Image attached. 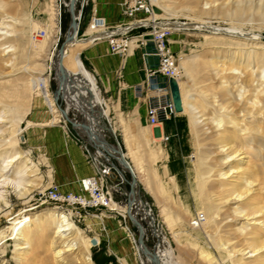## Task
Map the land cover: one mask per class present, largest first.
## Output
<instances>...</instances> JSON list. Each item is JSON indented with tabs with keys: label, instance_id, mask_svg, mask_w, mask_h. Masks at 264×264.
Here are the masks:
<instances>
[{
	"label": "rangeland",
	"instance_id": "obj_1",
	"mask_svg": "<svg viewBox=\"0 0 264 264\" xmlns=\"http://www.w3.org/2000/svg\"><path fill=\"white\" fill-rule=\"evenodd\" d=\"M0 1V6L4 5L3 8L7 7L9 9L11 7L12 9H15L17 6L15 3H17L18 0H7L8 4H6V0ZM21 1H23L21 5L24 4L21 8L22 12L20 13L21 6L19 9L16 8L12 12V9L8 10L6 8L8 14L5 12L6 9H0L1 14L3 13V16L1 14L0 16L2 19L5 18L2 25L13 21L12 23L7 24V26L4 24L7 29L3 27L1 30L6 29V31L10 32L11 37V25H13L14 31L12 37L18 36V39L16 40L13 38L12 42V44L16 45L15 50H10L11 52L7 51L6 53L4 50L10 47H7L6 45L11 44V41L9 39L6 41L7 43L9 42L8 44L4 43L6 47H4L3 50L4 55H0V62L3 64L4 58L9 59V57L15 55L16 52L18 62L16 61L17 63L15 64V67L19 66L18 64L21 65L25 61H40L36 60L41 54L39 55V53L35 52L39 42V38L35 35L43 36L41 29L45 32L44 26L49 24L51 16L52 0ZM170 2H172L171 6L176 10L175 17H177L179 21H187V16L194 19L198 18L219 29L218 32H221L222 30H226L225 32H227V29L231 28L232 30L237 29L238 32H240V38H244L243 41L245 43H239L240 45L238 44V46L237 44H234L233 37H230L231 33L228 35L218 32L211 33V30L206 27H203L201 30H176L173 31L169 37L170 47L177 59L176 66L178 69L175 76L178 77L182 84L186 101L191 102L192 100L193 102L204 96L213 102L216 101L219 106L227 105L226 107H229L230 105L231 107L228 109L232 110L231 113H237L236 110L238 109L239 104L230 99V97L225 94L223 88V86H226L227 82L228 88H231V90L234 91L233 93H235V88L231 87L233 86L231 85L233 83L231 75L227 73H219L217 75L211 73L210 70H201L202 67H193L192 71H189L186 67L183 69L180 68V63L184 60L185 63H188L193 59L195 63H198L201 61L199 59L204 60L212 54H218V57H220L219 60L221 61L226 56V58H228L229 52L227 53L225 50L231 42L233 44L228 47L231 49H229L230 51H234L236 47L245 45L247 50H256L253 51L252 54L258 53L263 57L264 0H170ZM57 3L59 8L62 9L60 0H57ZM91 3V0H88L87 5L83 9V18L80 27L76 32L78 36H82L86 31H93L90 26L86 25L90 15ZM94 3L97 7L95 1ZM196 3L197 6L192 7L194 8L193 10L185 11L184 9H180L185 6H193ZM24 5L25 8H23ZM200 9H203V11ZM238 9H240V11H237ZM156 12H159L160 15L167 16L162 11L157 10ZM5 14L9 16H4ZM22 16L25 17L23 18ZM114 16L115 19H117L115 22L121 19V14L118 9ZM8 17H11V19ZM6 19L9 21L7 22ZM68 19V12L62 11L58 21L60 31L54 48H51L52 52H57L59 46L62 47L64 33L69 28V26L67 27ZM20 20L22 21L20 22ZM107 24H109L108 21ZM14 25L18 30L14 28ZM8 26H10V28H8ZM29 26H31V29H29ZM15 31L23 33L18 32V35ZM48 32L49 31H47V33ZM49 36L48 38H43H46L43 40L44 43L47 40L49 41ZM251 36L253 38H251ZM21 37H23L25 41H23V38ZM128 38H137V32H131L128 34ZM206 41L223 43L224 46H216L219 49H213V47L208 45ZM20 43L22 45H20ZM251 43L254 45L250 47ZM104 44H106V42ZM33 45L35 47H33ZM1 53L2 51L0 50V54ZM128 54L129 56H132L134 61H139L140 63L141 61H143V63L145 62V57H148L149 61L152 60L154 63L156 61L154 55H152V58L151 56L149 57L147 54H144L141 45L132 47ZM32 56L34 57L33 59ZM118 56L125 57L126 54ZM80 57L85 69H87L96 80L99 89L98 99L104 102L108 108V112L103 115L102 119L104 122L108 121L116 133L114 136L111 133H107L109 141H113L115 137L116 142L121 145V148L124 147V142L126 140L132 141L131 144L135 149V158H138V163L141 164L144 169L140 174V182H138L137 191L141 198L152 208L158 233L157 238L155 236L148 237L146 241L148 246L154 248L156 245H161L163 247L170 244L173 249L174 260L179 264H214V258H224V256L225 260H227V254L220 253V249L223 250L224 248V250H229L227 244H222L223 248L221 247L222 245L215 246L209 238L203 236V234H198L197 226L194 228L190 225L192 216L197 213L203 214L202 217H208L205 210L207 207L205 198L208 196V188L210 185H213V182L209 180L203 190L200 191L196 188L194 180L196 176L197 162L206 161L211 164H216V159L218 157L215 153L216 145L210 137L220 130L214 128L212 124L210 125L207 120L200 123L196 129L192 130L190 118L184 113L175 114V116L171 117L169 120L162 122L160 124L161 126H150L145 119L144 97L137 96L133 91V86L136 83L123 79L120 71L121 69L116 68L114 76H111V78H109L104 84L100 81L97 75H94L89 70L91 69L90 65L84 60L82 52L80 53ZM20 58L22 60H20ZM46 62L47 67L44 74L40 77H47V89L49 94L52 95V93L57 90V83L51 78L52 76L55 78V71L52 69L51 61L47 59ZM7 63H9V61H7ZM5 66H3L4 70L10 68L9 65L8 67ZM145 66L146 65H144V69ZM251 70L255 73V71L259 72L260 69L253 67L250 71ZM11 72L12 73L0 76V114L7 113L5 115L8 116V121L11 117L13 120L20 119L18 124L19 133L17 132L18 143L15 144L14 148L23 153V157L17 162H23L24 159L26 160L27 158L33 164H36L37 166L39 164V177L36 180L39 183L37 184L38 188L37 186L30 187V190L23 195H19L18 192H14L12 189L6 187L0 189V192H2V198L7 202V204L4 205L3 202L0 201V264H57L54 262L51 250L48 247L49 234L43 236L39 233L38 236L37 233L33 234L30 238L29 244L31 245L29 248L16 252L14 250L16 242L14 237L11 236L13 232L9 231V226L14 224L15 219L23 220L26 217L31 218L30 221L33 220V222H36L32 226L34 231L35 225L38 223V221H35L34 219L43 216L51 210L62 211L64 213L70 212L69 220L78 228L81 237L85 236L90 239L94 237L99 238L100 242L98 244L89 247L91 264H139V260L136 257L131 242L132 239L126 235L127 233L124 229L126 222L129 224L130 222L126 218H122L120 213H114L110 210L103 209H91L88 211L90 214L83 211L77 213L74 212V210L67 211V208H70L69 206H66L67 208H65V205L51 204L47 201L43 202V199L41 198L42 192H44L46 188L57 186L61 191L75 190L76 178L74 177L71 168V162L74 163L76 169L79 168L77 167V162H83L84 166L87 168L88 163L86 160L89 161V159L88 155L83 154L80 144L75 138L76 129L72 126L69 120L65 121L61 116L60 119L62 121L59 122V124L53 126L42 125L48 123L53 117L44 97L35 92H31L28 95V93H26L28 91L26 90L25 92L22 88L24 85L23 79L16 80L17 83L13 81L16 77L26 78V73L20 68H15ZM260 74L261 79H264V70H262ZM160 77L163 79L161 75ZM225 77L227 78L225 79ZM228 77L232 82H229ZM141 81L142 80H140V82ZM262 85H264V83H262ZM5 94H7V96H5ZM57 102L59 106L57 105ZM227 102L228 104L230 102V104L228 105ZM65 104L66 100L60 97H58L55 102V105L59 108H64ZM218 105L217 107L219 108ZM206 108L204 109V117H206V114L207 117H209L211 116L212 111L211 108ZM67 116L77 118L78 115L76 111L69 109ZM63 120L65 121L64 124ZM9 125L10 123H6L4 126L9 127ZM63 125L65 129L62 128ZM1 153L4 154H1L0 168L3 167L2 165H6L5 161H8L11 151L2 150ZM205 155L207 158H205ZM3 161L5 164H2ZM17 162L14 163V166L18 164ZM9 171L6 174L10 175L12 169ZM130 179L131 174L125 171L126 187H128V181H130ZM153 191H155V194H152ZM160 205H162L161 208ZM121 208L124 207L121 206L117 209L120 210ZM162 208L164 209L165 215L171 220V225L165 223V218L161 213ZM222 209L224 210L225 208ZM91 213H105L102 217V221L108 232V237L102 231L99 219L91 217ZM201 221L203 222L202 225L206 227V219L202 218ZM225 225V220H222L219 228L215 231H211V234L219 232L222 238H225L226 235H223L224 232H222L226 230ZM130 227L131 229L133 228L132 230L136 233L135 227L132 224H130ZM47 233H50V231H47ZM174 233L177 237L173 235ZM240 241V238L233 239L235 244L240 243ZM80 249L82 250L85 248L81 246ZM234 253H229L233 259L236 258L234 257ZM65 255L67 256V259L70 260L74 259L76 254L74 252H69ZM244 255L250 256L252 254L246 252ZM247 260H252V257ZM73 264L77 263L73 262Z\"/></svg>",
	"mask_w": 264,
	"mask_h": 264
},
{
	"label": "bare ground",
	"instance_id": "obj_2",
	"mask_svg": "<svg viewBox=\"0 0 264 264\" xmlns=\"http://www.w3.org/2000/svg\"><path fill=\"white\" fill-rule=\"evenodd\" d=\"M73 1L74 0H72V3ZM5 2L8 4L7 0ZM22 2L23 1L18 0L17 3H15V5H17L16 8L19 9L21 6L19 13L22 12L21 8L24 4L23 3L21 5ZM65 3L68 4L69 7V2L67 0H65ZM152 4L154 15L160 17L158 24L168 28L170 30V34L176 30H201L203 27L209 28L211 33H217L219 31V29L216 27H213L212 25H209V23H206L198 18L194 19L190 16H187V21H179L177 17H175L176 10L173 6H171L172 2H170V0H154ZM3 6L0 9H2ZM195 6H197V3L193 6L181 7L180 9H184L185 11L193 10L194 8L192 7ZM6 8L7 7L3 9L5 10ZM23 8H25V5ZM10 9L12 8L10 7L8 10ZM15 9H12L11 12ZM6 10L5 12L8 14V10ZM157 10L162 11L167 16L160 15L159 12H156ZM200 10L203 11V9ZM237 11H240V9ZM61 13L62 9L59 8L57 0H52L49 24L44 26L45 32L43 36L37 34L35 35L37 38H39L35 52L39 53V55L41 54L36 60L40 61H23L24 63L21 62V65L18 64L19 66L15 67L18 59L17 54L14 51L15 55L9 57V59H5L3 57L5 63L3 62L2 64L0 62V76L12 73L11 71L15 68H20L23 72H25L26 78L16 77L13 81L16 82V80L23 79L24 85L22 88L25 90V92L26 90L28 91L26 92L28 95L31 92H35L44 97L46 104L49 106L53 114V117L48 123H44L42 125L53 126L59 124V122L62 121L60 119L62 116L65 121L69 120L73 127L80 129L83 133L84 131L89 133L90 136L88 134V138L93 137L95 142L97 141L98 143H101L109 148V150L116 152L119 165L123 170L131 174V186L134 190H137L138 182H140V174L144 171V169L142 168V165L138 163V158H135V149L131 144L132 141L126 140L124 142L123 148H121L119 143L118 145H111L103 141L101 131L103 124L101 122V118L108 112V108L104 102L98 99L99 89L96 80L90 74V72L85 69L83 61L80 57V53L83 52L84 49L96 43L97 41L105 40L98 39L97 35L100 34L98 30L99 28H91L93 31H86L82 36H78L76 34L79 29V25L77 24L78 9L75 7V5H72L71 14L74 18V24L70 25L65 31L61 50L52 52L51 48H54L60 31L58 21ZM6 14L4 16H9ZM24 15L26 16V14ZM11 17L8 18L11 19ZM0 18V50L2 51L0 55H2L4 47L6 46H10L4 50L6 53L7 51L15 50L16 45L12 44V42L13 38L17 40L18 36L12 37L14 29L13 25H11V39L10 32L6 31L7 28L5 25L7 26V24L12 23L13 21L8 22L9 20L6 19L8 23H4L5 25H2L5 18L2 19L1 16ZM21 21L22 20H20V22ZM87 26H89V23ZM3 27L6 29L1 30ZM29 27V29H31V26ZM8 28H10V26H8ZM14 28L18 30L15 25ZM47 31L49 32L47 33ZM133 31L135 30L124 31V38H128V34ZM225 31L222 30L218 33H223L226 35L231 33L230 37H233L232 39L234 44L238 45L239 43H245L243 41L244 38H240V32H238L237 29L232 30L231 28L227 29V32ZM18 32L16 33L18 34ZM170 34L168 35V40ZM48 36L50 37L49 41L47 40L44 43L43 40L48 38ZM44 37L46 38L43 39ZM205 38L207 39L206 36ZM251 38L253 37L251 36ZM9 39L11 44L6 42ZM23 41H25L24 38ZM4 43L8 45L5 46ZM21 43L20 45H22L24 42L22 44ZM253 43H251L250 47L254 45ZM207 44L211 45L213 49H216L222 45L224 46L223 43L212 41H208ZM232 44L233 43L231 42L228 47H230ZM134 46L137 45L132 44L129 47L127 53H129ZM33 47L35 46L33 45ZM228 47L225 50V52H229L228 58H226L227 56H223L224 58L220 61L218 54H212L211 56L208 54L209 57L204 60L198 58L201 60L198 63H195L194 59L188 63H185V60L183 62L181 61L180 68L183 69L186 67L189 71H192L193 67H202L201 70H210L211 73L217 75L219 73H227L231 75L233 80V83L231 84L233 86L231 87L235 88V93H237H233L234 91H232L231 88H228L226 81V86H223V88L225 94L228 95L230 99L236 101L239 104L238 109L236 110L237 113H231L232 110L228 109L231 107L229 105L230 102L229 104L227 102L229 107H226L227 105L219 106L216 101L215 103L204 96H202L201 99L195 100L193 102L192 100L191 102L186 101L182 84L178 77L174 75L178 85L181 102V110L177 112L175 111V114H187L190 118L192 130L196 129L200 123L206 120L209 121L210 125L212 124L214 128L220 130L210 137L216 145L215 153L218 155L216 164H211L206 161L197 162L196 176L194 180L196 183V188L200 191L203 190L209 180L213 182V185H210L208 188V196L205 198L207 202V207L205 206V210L208 217H202L203 219H206L207 226L205 227L202 225V218L199 219L197 225H193L191 223L192 221L190 220V225H192L194 228L197 226L198 234H203V236L209 238L215 244V246H221L222 244H227V246H229V250H224L223 245L221 246L223 250L219 248L220 253L227 254V260H225V256L224 258H214V264H264V85H262V83H264V79H261L260 74V72L264 70V56L262 57L258 53L252 54V52L256 50H247L245 45L240 46L242 48L236 47L235 50L233 49L234 51H230L231 49ZM33 58L34 57L32 56V59ZM47 59L51 61L52 69L55 71V80L57 83V90L52 93V95L49 94L47 89V77H40L42 74H44V71L47 67ZM20 60L22 59L20 58ZM7 61H9V63H7ZM8 65L10 68H5L7 70H4L3 66L8 67ZM253 67L259 68V72L255 71L254 73L252 70L250 71V69H253ZM226 78L227 77H225V79ZM230 80L231 79H229V82H232ZM5 96H7V94H5ZM56 97L64 98L66 100L64 108H59L55 105ZM216 104L219 106V108ZM206 107L211 108L212 111H210L211 116L209 117H207V114L206 117H204V109ZM69 109L76 111L78 115L77 118H71L67 116ZM5 114H0V160L2 158L1 154L5 153H1L2 150L11 151V155L9 156L8 161H5V166L2 165L5 164L4 161L1 164L3 167L0 168V189L6 187L12 189L14 192H18L19 195H23L30 190V187H36L39 183L36 181L39 177V164L37 166L27 158L26 160L24 159L23 162H17L23 157V153L14 148L15 144L18 143L17 132L19 133L18 124L20 119L13 120L10 115L11 119L8 121V116ZM64 120L63 124L65 123ZM6 123H10L9 127L6 126L7 128L4 126ZM105 124L108 131L114 136L116 133L115 130H113L111 124L109 122L108 124ZM62 128L65 129L64 125ZM94 135H96V137H94ZM84 155H88V159L90 161V154ZM205 158H207L206 155ZM16 162L18 164L14 166V163ZM11 169L12 171L10 175L6 174ZM133 193L131 194L132 196L134 195L135 198L136 195ZM152 194H155V191H153ZM0 201L3 202L4 205L7 204L5 199L2 198V192H0ZM145 203L149 209L150 219L152 220L153 225L157 228L156 222L154 221L152 208L149 204H147V202ZM161 207L162 205H160V208ZM222 208L225 209L223 210ZM122 209L123 208L120 210ZM68 210L71 209L67 208V211ZM161 213L165 218V223L171 225V220L165 215L163 208L161 209ZM69 214L70 212L64 213L62 211L56 210L48 211L43 216L36 217L34 219L35 221H38L37 225H35L34 231L32 226L36 222H33V220L30 221L31 218L26 217L23 220L15 219L14 224L9 226V231L13 232L11 236L14 237L16 242L14 250L17 252L28 249L31 245L29 244L30 238L35 233H37V236L38 233L42 236L49 234L48 247L51 250L54 262L57 264H73V262H76L77 264H91L89 247L98 244L100 240L98 237L91 239L85 236L81 237L79 235L80 231L78 228L75 227V225L69 220ZM104 214L105 213H91V217L99 219L101 229L108 237V232L104 222L102 221ZM222 220H225L226 223V230L222 231L224 232V234H222L226 235L225 238H222L219 232H213L214 234H211V231H215L219 228ZM129 222L133 226L137 225L138 231L140 230L139 233L141 241L139 242L137 240L138 234L132 230L133 228L131 229L128 222L125 224L124 229L127 233L126 235L132 239L131 242L133 244L136 257L139 260V264H179L174 260V253L170 244H167L163 247L161 245H156L154 248H150L148 244L142 240V228L138 221L132 218ZM47 231H50V233H47ZM173 235L176 236L175 233ZM235 238H240V243L235 244V242H233V239ZM81 246H83L85 249L81 250ZM69 252H74L76 254L74 259H67L65 254ZM246 252H249L252 255H244ZM229 253H234V257L236 258H231ZM247 257H252V260H247L249 259Z\"/></svg>",
	"mask_w": 264,
	"mask_h": 264
},
{
	"label": "built area",
	"instance_id": "obj_3",
	"mask_svg": "<svg viewBox=\"0 0 264 264\" xmlns=\"http://www.w3.org/2000/svg\"><path fill=\"white\" fill-rule=\"evenodd\" d=\"M69 2V0H67ZM154 0H119L117 2L121 19L113 24H107L104 17L94 14L95 9L90 6V15L87 24L90 28H99L98 39L105 40L107 49L111 53L118 55L127 54L132 44L141 45L143 48L150 44L151 50H144V54H152L156 57L154 67L145 68V78L133 86V91L137 96H143L145 100L144 114L147 124L159 126L160 123L175 116V110L167 86V78L177 73L176 58L170 47L168 35L170 30L163 25H159L160 17L154 15L152 3ZM62 11L68 12V26H70L71 13L65 0H60ZM88 0H74L73 5L77 7V24L80 27L83 18V9ZM73 17V15H72ZM86 24V25H87ZM137 31V38H124V31ZM44 34V30L41 29ZM150 36V37H146ZM158 73L166 80L164 83H157L154 75ZM51 78H54L52 76ZM56 82V80H55ZM56 87V86H55ZM57 98L55 100L57 101ZM57 105L59 106L58 102ZM107 121V120H106ZM102 139L107 144H117L115 137L109 141L106 127L107 122L101 118ZM75 128V127H74ZM76 140L79 142L83 154H90V161H86L90 166L91 173L76 178V189L61 191L57 186L46 188L42 192V199L49 203H59L69 206L74 212H86L91 209L110 210L120 213L122 218L128 221L134 218L142 228V240L147 241L148 237H158L157 228L153 225L149 216V209L141 198L137 190H134L128 181L125 186V170L119 165L116 152L109 150L95 139L88 138L84 133L75 128ZM90 136V134H89ZM92 136V135H91ZM96 137V135H94ZM135 193L132 196L131 193ZM133 193V194H134ZM124 207L122 210L117 208ZM201 213H197L191 218V223L197 225ZM138 234V227L134 225ZM156 231V232H155Z\"/></svg>",
	"mask_w": 264,
	"mask_h": 264
},
{
	"label": "crops",
	"instance_id": "obj_4",
	"mask_svg": "<svg viewBox=\"0 0 264 264\" xmlns=\"http://www.w3.org/2000/svg\"><path fill=\"white\" fill-rule=\"evenodd\" d=\"M97 4V7L95 6V3ZM119 0H91V5L95 9V13L97 15H100L104 17L105 21L109 22V24H113L117 19H115L114 14L116 13L117 9V2ZM117 8V9H116ZM105 42H96L86 49H84L83 53V58L84 60L90 65L89 69L94 75H97L98 78L102 83L105 84L111 78V76H114V71L116 68H120L121 74L123 79L128 80L130 82H140V80H144L145 78V68L148 66L154 67L156 64V61L152 62V60L149 61V58L145 57V62L141 61H134L132 56H129L127 53L125 57H119L115 53H110L106 47ZM143 48V47H142ZM152 46L148 44L143 48L144 50H151ZM149 57L152 56V54H147ZM155 59V58H154ZM154 80L157 83H164L165 78L163 79L160 77V74L156 73L154 75ZM88 161V160H86ZM77 167L76 169L74 163L71 162V168L74 173V177L78 178L79 176L87 175L91 173V169L89 168L87 164L84 166L83 162L79 163L77 162ZM78 170V172H77Z\"/></svg>",
	"mask_w": 264,
	"mask_h": 264
},
{
	"label": "water",
	"instance_id": "obj_5",
	"mask_svg": "<svg viewBox=\"0 0 264 264\" xmlns=\"http://www.w3.org/2000/svg\"><path fill=\"white\" fill-rule=\"evenodd\" d=\"M72 5H73L72 0H69V7L68 8H69L70 13H71ZM72 24H74V18L72 17V14H71L70 25H72ZM60 50H61V47L59 46V51ZM167 85H168L169 94H170V98L172 101L173 108L176 112L180 111L181 110L180 95H179L177 82L173 76H169L167 78ZM130 185H131V179H130ZM137 240L139 242L141 241L140 233H138Z\"/></svg>",
	"mask_w": 264,
	"mask_h": 264
}]
</instances>
